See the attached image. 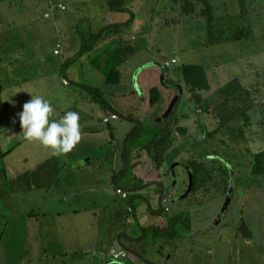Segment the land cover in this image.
Segmentation results:
<instances>
[{
  "label": "rangeland",
  "instance_id": "1",
  "mask_svg": "<svg viewBox=\"0 0 264 264\" xmlns=\"http://www.w3.org/2000/svg\"><path fill=\"white\" fill-rule=\"evenodd\" d=\"M35 1L29 0L31 3L26 7L27 10L21 5L20 8L19 3L12 8L1 2L0 16L4 15L6 22H11L21 15V10H24V15H28L29 20H34L36 17L34 7L31 5ZM53 1L55 7L51 8L52 12L48 13L43 9V17L40 19L39 13L38 20L33 22L34 31L40 30L43 37L36 40V32L33 34L30 32L23 36L22 40L19 38L10 40L12 53L8 52V48L5 54L0 53V57H4L5 60H13L11 85L8 84L6 88L0 86L1 96L10 102L12 107L11 116L0 119V148L2 146L3 150L0 156L5 155L4 149L9 146H18L20 135L24 136L18 115L23 111V105L32 99V95L44 97L53 94L54 89L50 86L52 82H47V79L55 76L57 69L53 70L52 65L47 66L46 63L61 58L55 57L52 53L51 56L43 53H49L48 50L52 47L47 37L50 35L53 13L60 8L59 4L65 3L70 10H75L76 21L93 12L97 16H101L102 12L111 23L119 20L116 16L119 13L123 22L131 19L130 12H135L138 18L143 20L155 16L158 19L155 23L157 28L149 37L154 50L148 55H141V58H147L146 63L150 64L156 61L158 74L155 76L159 78L156 82H152L155 76L145 74V70L140 71L143 67L137 66L139 58L133 59L125 66L120 86L106 85L105 73L107 75L112 73L111 68L105 72L94 67L85 72L86 68L80 69L84 82L90 84L92 83L90 78L93 79L95 84L101 87L104 99L108 102H119L121 105L129 106L132 104L135 107L137 104L141 105L138 117L130 121L126 119L127 114L124 112L121 114L122 118L118 117L117 120H120H116V124L112 122L110 126L106 122L108 118H105L103 123L100 122L104 132L101 130L102 134L81 137L71 152L83 149L93 151L92 154L96 153L99 156L94 160L93 166H97L100 160L104 162V169L109 172L117 166L114 146H122L124 151L119 149L120 152L127 154L130 147H140L138 149L141 151L132 159L134 168H128L130 157H126L128 165L125 171L127 176L134 171L143 181L145 180L141 187L146 190H143L139 204L143 202L147 204L151 222L146 231L138 227V236L148 238L139 247L142 255L157 254L159 264H165L171 256L175 257L173 264H264V0L261 8L259 5L249 8V5L244 3L249 0L242 1L241 5L252 12L247 15L251 21L243 23L241 20V25H238L240 22H236L235 24L240 26L237 31L227 30L225 25L230 24L214 23L213 19L219 18L217 14L224 15L226 12L237 14L241 9L238 5L239 0L230 2L226 0L229 6L224 5L223 0H219L214 7L206 0L186 2L177 0L181 1L182 9L191 15L189 17L193 16L198 20L192 19L179 24L177 29H169L162 23L163 18H160L172 15L168 10L166 14L170 15H166L164 10L165 4L172 0H127V3L114 0L117 11L126 8L130 11L126 13L113 12L107 5L103 8L102 0ZM97 6L102 10H98ZM62 7L65 10L63 8L60 10L67 11L66 5ZM217 9L220 10L219 13ZM221 28L223 30L218 33ZM14 33L18 35V32ZM31 36L37 42L34 44H43L36 53L32 52ZM26 37L30 49L15 51L16 48L26 45L23 44L27 42ZM3 46L8 47L7 40L0 39V50ZM173 60L177 63L173 64ZM15 61L21 62L22 66H28L27 69L20 70L21 64L18 67ZM165 65L170 66L167 71ZM189 67L200 74L201 78L202 74L205 75V78L198 80L202 90L194 85L189 86L183 77L184 70ZM138 68L140 70H137ZM139 73H142V76ZM23 77H28L29 82L26 86L20 87L19 80ZM170 78L178 79L181 84L172 85ZM148 82L152 88L157 85L160 91L166 90L165 92L171 95L167 99H172L173 103L172 101L165 103L163 100L159 106L151 107L149 90L145 87ZM66 83L68 85V82ZM64 85L67 86L65 83ZM53 98L57 99V104L60 105L67 100L65 95L59 93ZM46 100H50L55 119L58 115L55 103L50 98ZM66 113L64 112V115ZM13 116L19 120V123L12 122L15 126L9 124ZM170 116L174 119L177 117V125L174 126L172 139H162L163 136L159 133V139L162 140L159 146L155 147L160 148L159 151L164 157L162 165L157 166L155 158L157 152L150 151V146H153L160 128L161 130L163 128L160 126L161 121L163 123L170 120L174 123V120L169 119ZM178 123H181V126L186 125L185 130L178 129ZM86 124L80 123L81 133L89 127ZM140 130L143 131L139 135L142 138L137 139ZM240 130L248 135V140L240 137ZM112 132L116 138L114 146ZM33 144L35 142H25L22 148L13 152L12 157H18L21 150L22 153H32L34 147L42 150L40 143L37 144L39 146ZM194 161L203 163L208 172L211 169V174L201 171L199 176H193L190 164ZM117 162L122 164L119 160ZM226 171H229L228 175ZM216 179H219V184L216 183ZM235 180L247 182L244 185L247 189L241 186L233 190L234 188L230 187L225 193L224 188L236 184ZM10 186L12 195L16 194L14 185ZM5 194H10L9 189H6ZM2 196L3 193L0 192V199ZM231 196L234 198L233 203L229 204L227 215L223 217L222 209L227 200L232 199ZM9 203L7 200L5 204L8 208ZM153 205L157 208L154 211ZM161 208H166L167 213L164 214H168V217L162 215ZM144 224L142 222L143 226ZM210 225V229L213 227L214 231L205 232ZM154 240L158 242L157 248H161L162 252L151 246ZM220 243L222 245L217 249ZM134 249L136 250V247Z\"/></svg>",
  "mask_w": 264,
  "mask_h": 264
},
{
  "label": "crops",
  "instance_id": "2",
  "mask_svg": "<svg viewBox=\"0 0 264 264\" xmlns=\"http://www.w3.org/2000/svg\"><path fill=\"white\" fill-rule=\"evenodd\" d=\"M206 1H209L213 7L216 3H219V0ZM223 1L225 2L226 0ZM242 1L239 0L238 2L241 9L238 10L237 14L234 15L228 12L224 15L217 14L219 18L214 17L213 22L230 24V26L225 25V29L237 31L240 26H237L236 22H240L238 25H241V20L243 23L251 21L247 18V15L252 12L246 6L243 7L241 5ZM1 2L12 8L16 6V3H19L20 8L23 6L27 10L26 7L32 1L29 3V0H0ZM228 2H225L224 5L229 6ZM180 3L181 1L172 0L165 4V14L168 10V13L172 15L160 18H163L162 23L169 29H177L179 24L192 19L198 21L193 16L189 17L191 15L182 9V4ZM197 3L199 4V2ZM244 3L248 4L249 8L253 5H259L261 8L263 1L249 0ZM62 5L67 6V11L63 12L60 9H56L55 14L53 13L50 35L47 37V40L50 39L49 42L52 47L49 48V53L45 52L43 54L50 55L52 53L55 56L54 50L59 43L63 46V52L61 56H55L60 57V60H49L51 62L46 63L47 66L52 65L53 70L57 69V73L55 76L49 77L50 80L47 79V82H52L50 86L54 89L53 94L45 95L43 98H50L55 103L54 107L58 115L54 117L57 120L64 115V112L74 111L79 113L80 123L84 122L89 126L81 133V137H89V134H102L101 130L103 129H101L100 122L103 123V120L108 118L110 113L77 87V84H88V82H84L80 69L86 68L85 72L87 69L93 68L90 62L91 55L105 51L108 45L113 43L118 50L126 48L131 57L122 65L123 69H126L125 66L130 61L139 58L137 66L143 67V69L140 70L138 68L137 70H145V74L157 75L156 61L151 64L146 63L148 59H142L141 55H148L154 50L149 37L153 35L155 28H157L155 23L158 22V19L155 16L147 18V20L139 19L138 14L132 12L135 16L130 26L128 22L132 20V16L129 21L123 22L120 16L121 13L117 12L119 14L116 16L119 20L111 23L106 16L102 15V12L101 16H97L93 12V14L90 13L83 19L76 21L74 18L76 16L75 10H70V7L65 3L58 6ZM102 5L103 8L106 7L105 3H102ZM31 6L32 8L34 7L33 12H35V17L38 20L39 13V18L43 17V9V11L47 10L48 13L52 12L51 8L55 7V2L53 0H36ZM97 7L98 10H102L100 6ZM216 11L219 13L220 10L217 9ZM20 14L19 18L16 17L11 22H6L4 15L0 16V39L3 41L7 40L8 44V47H2L0 53L5 54L6 48H8L9 53H12L10 40L16 38L22 40L24 39L23 36L30 32L32 34L36 32V40L43 37V33L40 30L35 29L34 31L33 22L36 19L29 20L28 15H24V10H21ZM175 15L177 16L175 17ZM168 24L170 25L168 26ZM31 26L32 28L30 29ZM221 30L223 28L217 32L220 33ZM14 31L18 32L17 36ZM31 38L33 42L32 52L36 53L39 46L43 44L38 43L36 45L34 44V42L37 43L34 37L31 36ZM86 39L88 40L86 54L77 59L76 57L83 47L82 42ZM26 41V43H23L26 45L16 48L15 51L19 50L22 52V50L29 48L27 46L28 37H26ZM12 61V59L5 60L4 57H0V66H3L0 67V73H2L0 74V79L2 80L0 86H3V88L8 87V84L11 85L10 80H12L13 76ZM15 62L18 67L21 64L20 70H26L28 67L26 65L22 66L23 64L19 63V61ZM139 75L142 76V73H139ZM157 78L156 76L155 78L153 77L152 82H156ZM90 80L92 83L88 85L101 89L95 84L93 79L90 78ZM27 82H29L28 77H23L22 80H19L18 85L24 87ZM65 82H68L69 86H65ZM170 82L181 84L178 79L170 78ZM145 85L150 93L152 87H150L149 82ZM156 87L157 85L153 88ZM165 91H161L165 98L171 96ZM58 93L67 97V100L62 105L60 103L57 104V99L53 98ZM109 104L115 110V113H111V115L116 114L122 118L121 114L125 112L127 114L126 119L130 121L135 120L141 110V105L139 104L136 107L132 104L131 106L121 105L119 102H109ZM11 108L10 102L6 101L0 93V112L4 113L3 115L0 114V119L9 118ZM15 118L13 116V119L10 120L9 124L11 126H15L12 125V122L19 121ZM117 121L112 120L108 125L110 126L112 122L116 124ZM185 127L187 126H181L184 130ZM111 136L114 146L116 140L114 132L111 133ZM20 138L18 146H9L4 149L5 155L0 156V192L3 193L0 199V264H159L157 254L147 255L144 253L142 255V252H139V247L148 238L138 236V227L146 231L151 222L148 217L149 207L145 202L139 204L141 201L140 197L145 189L141 185L144 184L145 180L143 181L140 175L135 174L134 171L127 176L125 171L128 163H130L128 165L129 169L134 168L132 159L136 158L138 152L141 151V149H138L140 148L139 146L130 147L128 154L127 152L123 153L124 148L122 146H114V158L122 162V164L115 159L117 166L107 172L104 169V162L100 160L97 166H93L94 160L99 156L96 153L92 154L93 151L89 149L57 156L53 154L51 149L41 145L42 150L35 147L32 153H22L21 150L19 156L13 158V152L18 148H22L27 142L24 136L20 135ZM141 138L140 136L137 139ZM37 144L38 142H35L33 146H39ZM119 149L123 151L120 152ZM1 153H3L2 146L0 148ZM126 157H130L128 163L125 160ZM12 184L16 192L13 195L10 186ZM118 188L134 193L133 201L122 200L117 195L116 191ZM6 189H9L10 194H5ZM6 198L10 201L9 208L5 205ZM14 199H17V201H13ZM169 200L171 201V198ZM152 207L153 211L157 209L156 205ZM129 208L133 209L132 213ZM160 212H162L163 216L168 217V214H164L167 213L166 208H161ZM155 221L157 220L155 219ZM142 222L145 223L144 226ZM210 228L211 225L205 229V232L214 231L213 227L212 230ZM157 243L154 240L151 245L154 249L156 248L155 250L159 249L157 248L159 246ZM221 245V243L220 245L218 244L216 248L220 249ZM135 247L136 250L134 249ZM112 250L127 252L128 257L120 261L111 260L108 254ZM159 250L162 252L161 248ZM174 258L171 256L165 264H173ZM87 259H89L88 262Z\"/></svg>",
  "mask_w": 264,
  "mask_h": 264
},
{
  "label": "trees",
  "instance_id": "3",
  "mask_svg": "<svg viewBox=\"0 0 264 264\" xmlns=\"http://www.w3.org/2000/svg\"><path fill=\"white\" fill-rule=\"evenodd\" d=\"M122 1H123V3H127V0H122ZM101 2L105 3V5H107L109 7V9L113 12L114 11L115 12H123V13L130 12L126 8L121 9V11H119V10L117 11V7L114 4V0H102ZM59 9H61V7ZM130 13L132 14V20L130 22H128V24H130V26H131L132 25L131 23L134 20L135 14H133L132 12H130ZM82 43H83V45H82L83 47H82L80 53L78 54V56L76 57L77 59H79L80 57H82L86 54V49L88 47V40L86 39ZM59 45L63 48L62 44H60V43L57 45V47ZM57 47H56V49H57ZM56 49L54 50V54H55ZM62 52L63 51H61V53L59 55L55 54V56H61ZM129 58H131V57H130L129 53L127 52L126 48L123 50H120V49L118 50V49H115V45L113 43H111L110 45H108V47L106 48L105 51H100V53L96 52L95 54L91 55L90 62H91L92 67L99 69V70H102L104 72L107 71L108 68H111L112 73H108V75H107V73H105V75H106V81L105 82L107 85L120 86L122 79H123L122 74L125 73V72H123L124 69L122 68V65ZM66 66L68 67V65H66ZM164 67L166 68V71H167L170 66L165 65ZM191 69H193V68H191V67L186 68L183 72V75H184L183 77L187 80V84L189 86L194 85L197 89L202 90V86L200 85V82H198V80H201L203 77L205 78V75L202 74V78H201L200 74H197L195 70L192 71ZM195 73H196V75H195ZM171 84L177 85V82L171 83ZM77 87H79L81 90H83L85 93H87L102 108L107 109V112L110 113V116L108 117V119H110V121L113 120L112 117L116 114L111 115V113H115V110L111 107L109 102L106 99H104V93L101 91L100 88L94 87V86H91L88 84H77ZM166 87H168V86H166ZM208 87H209V85L206 86V89H208ZM149 94H150V105H151V107L159 106V104L163 100L165 103L166 102L170 103L172 101V99H167V97L165 98L164 95L161 93V91L158 89V87L152 88ZM247 95H249V94H247ZM165 99H166V101H165ZM172 103H173V101H172ZM169 119L174 120V123H173V121L170 122V120H169V121L163 122L164 123L163 124L161 121L160 126H162L163 128H162V130L160 128V131L158 132L155 141H153V146H150V151H155V153L157 152V155L155 154L157 166L162 165L164 154H162V152L159 151L160 150L159 147L156 148L155 146H159V142L162 139H166V138L172 139L174 128H175L174 126L177 125V123H176L178 121L177 117H176V119H174V117L170 116ZM110 121H109V123H110ZM180 128H181V123H178V129H180ZM142 132L140 130L137 134L138 136H136V137H139L140 133L142 134ZM159 133H161V135L163 136L161 140L159 139V137H160ZM240 137L245 141H246V139L248 140V135H246V133L243 130H240ZM152 147H154V148H152ZM216 158L218 159V157H216ZM190 168L193 169L192 170L193 176H199L202 173L201 171H205V172L211 174V172H210L211 169L208 172V169L205 168V165H203V163H201V162H197V161L191 162ZM228 174H229V171H226V175H228ZM215 181H216V183L219 184V179H216ZM235 181H236V184H232V185L230 184L229 187H225L227 189L224 188L225 193H227L230 190V187L231 188L233 187L234 188L233 190H235V189H237V187H241V186L246 188V186H244V185L247 184V182H244V180H242V181L235 180ZM129 192H131V191H129ZM133 198H134V193H132V196L130 197V201L131 200L133 201ZM231 198H232V196H231ZM233 199L234 198L230 199L231 203H233L232 202ZM228 210H229V208H228ZM228 210L223 215V217H226Z\"/></svg>",
  "mask_w": 264,
  "mask_h": 264
},
{
  "label": "clouds",
  "instance_id": "4",
  "mask_svg": "<svg viewBox=\"0 0 264 264\" xmlns=\"http://www.w3.org/2000/svg\"><path fill=\"white\" fill-rule=\"evenodd\" d=\"M53 114L54 109L48 100L32 95L18 114L24 138L28 142L40 143L57 156L70 153L81 140L80 115L68 111L57 120L52 118Z\"/></svg>",
  "mask_w": 264,
  "mask_h": 264
},
{
  "label": "built area",
  "instance_id": "5",
  "mask_svg": "<svg viewBox=\"0 0 264 264\" xmlns=\"http://www.w3.org/2000/svg\"><path fill=\"white\" fill-rule=\"evenodd\" d=\"M61 9L63 8V10H65L64 7L60 6ZM62 51V47L59 45L55 51V54L56 55H59ZM173 64H176V60H173L172 61ZM169 65V64H168ZM65 84L67 85V83L65 82ZM113 120H117L118 119V116L117 115H114L112 117ZM110 119H107L106 122L109 123ZM117 195L120 196V198L122 200H126V201H130V197L132 196V193L127 191V190H124V189H121V188H118L117 189ZM167 202V200H165V203ZM129 211L132 213L133 212V209L132 208H129ZM128 257V253L127 252H124V251H118V250H112L110 252V255H109V258L111 260H115V261H120V260H123V259H126Z\"/></svg>",
  "mask_w": 264,
  "mask_h": 264
},
{
  "label": "water",
  "instance_id": "6",
  "mask_svg": "<svg viewBox=\"0 0 264 264\" xmlns=\"http://www.w3.org/2000/svg\"><path fill=\"white\" fill-rule=\"evenodd\" d=\"M231 203V200L228 199L224 208L222 209V216L226 213V211L228 210L229 204Z\"/></svg>",
  "mask_w": 264,
  "mask_h": 264
}]
</instances>
